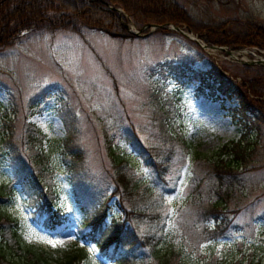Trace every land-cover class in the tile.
<instances>
[{
    "label": "rangeland",
    "instance_id": "374dc122",
    "mask_svg": "<svg viewBox=\"0 0 264 264\" xmlns=\"http://www.w3.org/2000/svg\"><path fill=\"white\" fill-rule=\"evenodd\" d=\"M174 1L186 12L181 27L206 48L176 30L148 25L124 38L95 29L31 32L0 49V185L12 186L9 197L0 199V216L15 220L20 236L47 264H118L86 240L91 225L82 221L74 182L80 202L89 211H104L105 223L123 219L121 206L142 208L157 194L163 242L176 249L169 264H264V93L256 134L231 112L234 98L205 85L199 89L188 73L219 70L240 82L249 75L242 64L264 72L262 62L234 58L253 61L244 49L262 55L264 49L214 47L229 49L231 38L245 33L250 22L264 27V0ZM108 7L123 15L119 6ZM227 35V44L202 40ZM35 127L44 135L41 165L33 163L35 150L27 142ZM65 137L79 149L72 174L57 147ZM108 141L125 152V170L135 185L123 203L113 195ZM157 155L167 158L160 176L146 163ZM20 164L22 171H15ZM31 172L36 179L23 186ZM47 185L55 192L51 209L59 207L55 218L35 203V190ZM214 198L225 202L216 218L208 207ZM216 223L220 236L213 232ZM144 226L141 221L136 228ZM7 252L11 256L0 264L21 262L19 250ZM149 255L135 248L125 264H155Z\"/></svg>",
    "mask_w": 264,
    "mask_h": 264
},
{
    "label": "trees",
    "instance_id": "16d2710c",
    "mask_svg": "<svg viewBox=\"0 0 264 264\" xmlns=\"http://www.w3.org/2000/svg\"><path fill=\"white\" fill-rule=\"evenodd\" d=\"M109 5L119 6L123 10V15L115 13L113 8L108 7ZM126 20L137 29L148 24L178 26L187 24L186 12L174 0H0V49L12 44L17 37L25 36L26 33L31 32L43 33L61 30L80 33L83 29H95L112 37L124 38L133 35L126 25ZM157 29L173 32V30L164 27H157ZM225 37L231 36L227 35L223 38L219 36L211 39L204 36L202 40L224 44V41H228L225 40ZM231 39L229 49L251 47L252 45L264 49V27L258 23L250 22L245 33L238 38ZM193 43L197 45L195 41ZM242 65L243 70L249 75L243 77L244 81L241 79L240 82L223 76L219 70L212 73L188 68V73L200 82L199 89L205 85L211 90H217L223 97L234 98L237 105L231 109V112L236 115L237 121L245 126L244 128L251 129L257 134L262 119V113L258 110L262 102L260 96L264 93V72L260 66L250 69V65ZM42 137L44 138V135L37 127L32 133L27 134L28 147L35 150L33 163L39 165L43 163L42 158H44ZM130 141L128 143L134 149L141 151L142 147L138 141ZM58 143L57 147L61 148V157L72 174V169L75 170L77 166L79 149L77 146H72L66 137ZM106 151L113 167V195L117 198L120 197L119 201L123 203L130 197L135 186L129 180L125 170L128 165L126 154L124 151L115 149L109 141L106 144ZM29 162L32 164L30 158ZM146 163L152 169L153 174L160 176L162 167L167 164V158L157 155L147 158ZM20 165L15 171H22L23 164ZM36 167L38 168L37 165ZM15 173L13 172L14 175H16ZM36 177L37 174L34 172L28 173L23 186L30 185V180L36 179ZM144 189L145 192L152 193L150 189ZM11 193L12 186L9 184L0 185V199H7ZM27 193L28 191H26ZM35 193L38 195V199L35 201L36 205L44 206V209L50 210L49 215L55 218L57 216L55 209H59V207L51 209L55 205V192L51 185H47L44 190L39 188L35 190ZM151 193L149 195H152ZM72 194L76 196L75 201L78 202V208L84 213L82 221L89 222L91 225L90 231L86 233V240L96 244L101 256L112 261L116 258L118 264H125L130 262L128 255L132 254L135 248L142 247L146 248L155 264L171 263L170 260L176 253V249L163 242L162 226H158V215L155 212L160 205L157 194L153 193L152 195L156 198L148 196L151 198L149 204H145L142 208L134 207L133 203L121 206L124 214L123 219L113 218L109 223L103 221L104 211L99 209L89 211L80 202V192L75 182L72 183ZM28 195L30 196L29 193ZM224 203L216 198L210 200L208 207L213 217L216 218L222 211ZM141 221L145 222V228L138 231L136 227ZM0 225L3 228L0 232L2 239L0 241V260H5L7 254L11 256L7 252L8 250L11 252L19 250L21 262L17 260V257V261L9 259L10 264H47V261L42 259L38 252L20 236L13 218L1 215ZM213 232H215V236L222 235L223 230L219 229V223H216Z\"/></svg>",
    "mask_w": 264,
    "mask_h": 264
},
{
    "label": "water",
    "instance_id": "95a60500",
    "mask_svg": "<svg viewBox=\"0 0 264 264\" xmlns=\"http://www.w3.org/2000/svg\"><path fill=\"white\" fill-rule=\"evenodd\" d=\"M148 25H153V26H155V27H164V28H170V29H173V30H176V31H178V32H180V33H182V34H184V35H186V36H188V37H190V38H192L194 41H196L201 47H203V48H206L208 45L206 44V43H200L199 41H198V39L197 38H195L194 36H191V35H189L182 27H180V26H178V25H174V24H169V26H166V24H148ZM148 25H144V26H142L141 28H139V29H136L134 26H129V30H130V32L131 33H133V34H136V35H138V34H141V33H144V31H143V29L146 27V26H148ZM209 46H211V45H209ZM214 46V45H213ZM214 47H217V48H219V49H221V50H223V51H226V52H228V51H231V50H229L228 48H226L225 46H223V45H215ZM244 50H246V49H244ZM246 52H250L251 54H253L254 56H255V60H253V61H248V60H245V59H241V58H237V57H234L236 60H238V61H240V62H243V63H260V62H263L264 63V56L263 55H261V54H258V53H253L252 51H247L246 50Z\"/></svg>",
    "mask_w": 264,
    "mask_h": 264
},
{
    "label": "snow or ice",
    "instance_id": "6c2138e0",
    "mask_svg": "<svg viewBox=\"0 0 264 264\" xmlns=\"http://www.w3.org/2000/svg\"><path fill=\"white\" fill-rule=\"evenodd\" d=\"M49 243H52L55 246V243H57V242L49 241Z\"/></svg>",
    "mask_w": 264,
    "mask_h": 264
}]
</instances>
